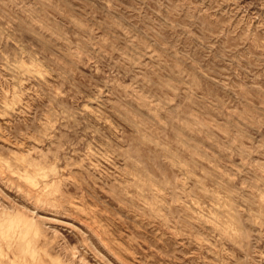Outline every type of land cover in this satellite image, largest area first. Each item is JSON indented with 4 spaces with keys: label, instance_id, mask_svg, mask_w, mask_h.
Here are the masks:
<instances>
[{
    "label": "rangeland",
    "instance_id": "374dc122",
    "mask_svg": "<svg viewBox=\"0 0 264 264\" xmlns=\"http://www.w3.org/2000/svg\"><path fill=\"white\" fill-rule=\"evenodd\" d=\"M0 264H264V0H0Z\"/></svg>",
    "mask_w": 264,
    "mask_h": 264
}]
</instances>
